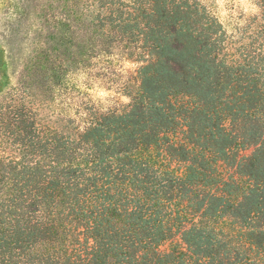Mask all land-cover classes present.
Listing matches in <instances>:
<instances>
[{
    "label": "trees",
    "instance_id": "1",
    "mask_svg": "<svg viewBox=\"0 0 264 264\" xmlns=\"http://www.w3.org/2000/svg\"><path fill=\"white\" fill-rule=\"evenodd\" d=\"M62 11L47 23L77 43L32 78L135 44L139 92L68 135L41 124L31 87L0 107V264H264V46L236 49L196 0ZM152 148L166 165L142 157ZM246 149L225 180L220 161ZM177 234L183 250L160 252Z\"/></svg>",
    "mask_w": 264,
    "mask_h": 264
},
{
    "label": "rangeland",
    "instance_id": "2",
    "mask_svg": "<svg viewBox=\"0 0 264 264\" xmlns=\"http://www.w3.org/2000/svg\"><path fill=\"white\" fill-rule=\"evenodd\" d=\"M76 0H0V107L20 92L30 93L36 99H27L41 124L63 134L82 132L102 114H122L130 109L139 92L138 71L142 63L135 44H108L107 54H95L92 60L84 56L79 63L70 64L63 75L54 74L51 82L43 76L33 77L30 67L41 59L54 63L56 56L73 49L77 42L59 46L58 35L48 15L61 16L62 7ZM212 14L232 37L236 49L247 45L252 50L264 46V5L260 0H196ZM69 49V50H68ZM59 51V52H57ZM132 54V55H131ZM32 79L37 81L35 88ZM32 86H29V84ZM1 140V139H0ZM11 145L0 144V153H8ZM252 149L239 150L228 160L220 161L219 168L225 180L233 175L236 161L248 157ZM7 157V154H4ZM142 157L156 167L167 164L157 158L156 149L142 153ZM173 167H176L174 164ZM177 234L158 248L160 252L183 250Z\"/></svg>",
    "mask_w": 264,
    "mask_h": 264
}]
</instances>
